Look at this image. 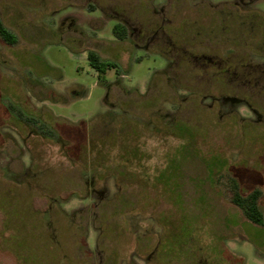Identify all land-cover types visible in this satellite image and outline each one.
<instances>
[{
  "label": "rangeland",
  "instance_id": "1",
  "mask_svg": "<svg viewBox=\"0 0 264 264\" xmlns=\"http://www.w3.org/2000/svg\"><path fill=\"white\" fill-rule=\"evenodd\" d=\"M185 1L0 0L17 37L0 38V264H264V226L231 203L230 181L260 190L264 214V90L199 70L194 56L208 50L192 39L220 34L218 12ZM252 8L264 14V0ZM119 18L186 26L198 53L170 65L134 35L116 40ZM254 22L257 43L264 20ZM90 52L118 68L94 69ZM114 83L148 96L112 110Z\"/></svg>",
  "mask_w": 264,
  "mask_h": 264
},
{
  "label": "flooded vegetation",
  "instance_id": "2",
  "mask_svg": "<svg viewBox=\"0 0 264 264\" xmlns=\"http://www.w3.org/2000/svg\"><path fill=\"white\" fill-rule=\"evenodd\" d=\"M161 0H151V3L154 5L160 4ZM174 1V3H185V0H166ZM188 1V0H187ZM193 1V2H191ZM255 0H234V1H224L220 3H216L214 0H189V3L194 5H207L211 6L218 12L219 22L218 27L219 33L218 34L215 30L213 40L210 41L207 35H205L204 31L198 29L197 34L194 35L193 39L200 38L201 44L205 47L208 51H203L197 54V51H194L196 46L190 45L188 42L189 38L186 37L184 30L185 27L181 30L177 29H170L171 20L167 19H160L161 22H151L150 26L147 28L146 26L142 25V23H138L136 21L135 24H139V27H135L131 25L129 22L118 19V24H121L126 30V37L123 39H118L115 36V39L118 41H124L129 37L134 35L133 45L137 48H144L146 50L155 51L159 53L166 59L170 60V65H191L192 62L190 61V54H197L194 56L195 64L201 65V69L199 70H210V68L216 69L217 71L214 73L215 76H218V79L223 78V73L226 71L233 72V75L236 76L243 65H256L264 67V64H256L253 61L252 55L259 54L264 55V46H258L252 40L255 36V33L252 29L256 27L254 19L264 15L261 12L255 11L252 8ZM232 8L234 13L229 12L228 14H222V10L225 8ZM236 12V13H235ZM255 13H260L255 15ZM166 23L169 25V30H167ZM217 27V28H218ZM248 27V30L246 29ZM235 28V29H234ZM252 28V29H251ZM218 34V35H217ZM234 34V35H232ZM202 35L201 37H199ZM264 36V34H263ZM219 37L221 39V43L227 44L226 46H231L228 49H223L220 46H212V44H220ZM175 38V39H174ZM238 45L241 50L240 52L243 54V57L234 58L235 50L232 46ZM168 46L167 49H164ZM238 46H235L237 48ZM221 48V49H220ZM171 50V51H170ZM168 53H174L176 55H181V60L178 63H175L171 58L167 55ZM221 54H230L231 56H220ZM183 55H185L183 57ZM250 56V58H249ZM252 59V60H251ZM113 88L121 89L123 92L121 97H131L121 105L117 103H112L110 101L111 93ZM149 91V90H148ZM125 92V93H124ZM146 95V96H145ZM147 93H138L136 91H126L121 88L119 83H114L110 86L108 90V95L106 97V103L112 108V110H117L121 112H126V110L122 109L123 106L129 107L133 102H139V99L142 97H147ZM214 101V100H213ZM119 103V101H118ZM128 112V111H127Z\"/></svg>",
  "mask_w": 264,
  "mask_h": 264
},
{
  "label": "trees",
  "instance_id": "3",
  "mask_svg": "<svg viewBox=\"0 0 264 264\" xmlns=\"http://www.w3.org/2000/svg\"><path fill=\"white\" fill-rule=\"evenodd\" d=\"M260 13H255V15H258ZM260 17L264 20V15H261ZM252 29V28H251ZM254 32L257 33L256 28L252 29ZM113 34L118 39H123L126 37V30L121 25L118 24L113 29ZM0 38L9 45H15L17 43V37L14 33H12L8 28H6L2 21L0 20ZM264 38V36H263ZM258 46H264V40L258 41ZM89 62L91 66L101 72H105L108 69H117L118 66L115 64H107L104 61H100L97 54L94 52H90L88 55ZM203 70V69H202ZM213 77H218L213 75ZM223 80H232L236 81L238 83L243 82L246 85L250 84L255 87H258L262 90H264V67L262 66H256V65H243V67L240 69L239 73L234 76L233 72L226 71L223 73ZM9 108L12 110V113L14 114L15 108L12 106H9ZM31 122L28 124L34 127H37L38 132L43 135H46L47 138H55L56 132L54 129L46 122H44L41 118H35L31 116L29 119ZM232 183V199L231 203L235 206H237L244 214V216L253 224H256L258 226H264V214L260 208L259 201L261 197V191L256 190L248 195H243L239 191L238 183L235 179L231 178Z\"/></svg>",
  "mask_w": 264,
  "mask_h": 264
}]
</instances>
